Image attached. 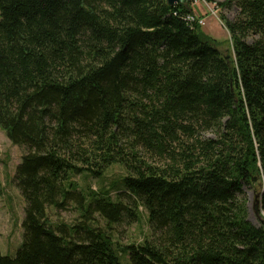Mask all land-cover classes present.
<instances>
[{"label": "trees", "instance_id": "obj_1", "mask_svg": "<svg viewBox=\"0 0 264 264\" xmlns=\"http://www.w3.org/2000/svg\"><path fill=\"white\" fill-rule=\"evenodd\" d=\"M206 1L230 56L192 2L0 0V127L26 202L0 264H264V0ZM114 165L116 196L73 179ZM70 202L81 219L52 221ZM144 211L150 234L120 244L112 225Z\"/></svg>", "mask_w": 264, "mask_h": 264}, {"label": "rangeland", "instance_id": "obj_2", "mask_svg": "<svg viewBox=\"0 0 264 264\" xmlns=\"http://www.w3.org/2000/svg\"><path fill=\"white\" fill-rule=\"evenodd\" d=\"M192 2L195 14L203 18L204 32L213 38L219 40V47L230 56L233 53V44L231 36L220 18V9L215 2L206 0H197ZM229 19H234L238 10H224ZM206 136L213 137V133H206ZM23 150L7 136L6 131L0 127V249L3 254L15 256L20 245L23 242V219L25 216V199L16 184V173L20 162L22 161ZM125 171L119 165L111 166L102 178H93L87 175H76L74 180L80 188L91 186L94 190L101 187L112 188V195H117V188ZM259 196L253 191H248V209L249 218L254 224L260 221L254 209V203ZM50 218L54 222H64L74 224L78 222L80 211L75 207L74 202H70L64 209L51 208ZM95 222L101 227L109 228L106 220L100 215L95 214ZM110 230L115 234V238L120 244L126 245L132 242H139L145 235L150 234V227L147 223V213L144 211L142 218L138 222H127L113 224ZM125 259V257H124Z\"/></svg>", "mask_w": 264, "mask_h": 264}, {"label": "water", "instance_id": "obj_3", "mask_svg": "<svg viewBox=\"0 0 264 264\" xmlns=\"http://www.w3.org/2000/svg\"><path fill=\"white\" fill-rule=\"evenodd\" d=\"M168 4L170 5H175V4H183L187 7L190 6V0H167ZM254 209L255 212L258 216V219L260 221V225L263 226L264 229V212L261 210V206H260V199H257L254 203Z\"/></svg>", "mask_w": 264, "mask_h": 264}, {"label": "built area", "instance_id": "obj_4", "mask_svg": "<svg viewBox=\"0 0 264 264\" xmlns=\"http://www.w3.org/2000/svg\"><path fill=\"white\" fill-rule=\"evenodd\" d=\"M193 1H194V0H193ZM195 1H197V0H195ZM197 16H198V15H197ZM195 17H196V16H194L193 14H189V15H188V18L191 19V20L195 19ZM198 21H199L200 24H203V18H202V17L198 16Z\"/></svg>", "mask_w": 264, "mask_h": 264}]
</instances>
